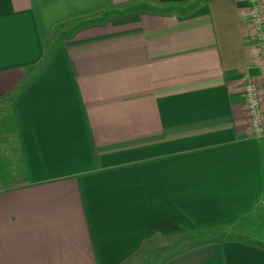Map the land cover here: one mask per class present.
<instances>
[{
  "label": "crops",
  "instance_id": "1",
  "mask_svg": "<svg viewBox=\"0 0 264 264\" xmlns=\"http://www.w3.org/2000/svg\"><path fill=\"white\" fill-rule=\"evenodd\" d=\"M249 0H0V264H264L180 251L264 201Z\"/></svg>",
  "mask_w": 264,
  "mask_h": 264
},
{
  "label": "rangeland",
  "instance_id": "2",
  "mask_svg": "<svg viewBox=\"0 0 264 264\" xmlns=\"http://www.w3.org/2000/svg\"><path fill=\"white\" fill-rule=\"evenodd\" d=\"M232 239L264 247V201L258 211L244 217L234 225L181 236L180 251L201 244L221 243Z\"/></svg>",
  "mask_w": 264,
  "mask_h": 264
},
{
  "label": "built area",
  "instance_id": "3",
  "mask_svg": "<svg viewBox=\"0 0 264 264\" xmlns=\"http://www.w3.org/2000/svg\"><path fill=\"white\" fill-rule=\"evenodd\" d=\"M250 27L257 41L261 68L264 71V0H249ZM245 98L250 115L252 133L257 138L264 136V107L258 86L249 82L245 89Z\"/></svg>",
  "mask_w": 264,
  "mask_h": 264
},
{
  "label": "trees",
  "instance_id": "4",
  "mask_svg": "<svg viewBox=\"0 0 264 264\" xmlns=\"http://www.w3.org/2000/svg\"><path fill=\"white\" fill-rule=\"evenodd\" d=\"M0 135H3L6 140L9 138H16L17 137V127L16 122L13 116L6 117L4 120L0 121ZM208 245V244H204Z\"/></svg>",
  "mask_w": 264,
  "mask_h": 264
}]
</instances>
